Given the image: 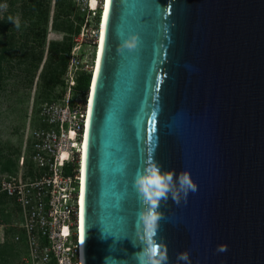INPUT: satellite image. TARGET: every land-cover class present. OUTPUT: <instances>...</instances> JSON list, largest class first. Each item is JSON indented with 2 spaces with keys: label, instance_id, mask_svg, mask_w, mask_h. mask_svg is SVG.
Instances as JSON below:
<instances>
[{
  "label": "water",
  "instance_id": "obj_1",
  "mask_svg": "<svg viewBox=\"0 0 264 264\" xmlns=\"http://www.w3.org/2000/svg\"><path fill=\"white\" fill-rule=\"evenodd\" d=\"M83 264H264V0H107Z\"/></svg>",
  "mask_w": 264,
  "mask_h": 264
},
{
  "label": "built area",
  "instance_id": "obj_2",
  "mask_svg": "<svg viewBox=\"0 0 264 264\" xmlns=\"http://www.w3.org/2000/svg\"><path fill=\"white\" fill-rule=\"evenodd\" d=\"M69 2L81 23L70 37L60 96L35 112L31 105L14 167L0 172V246L20 249L15 264H83L81 146L104 0ZM9 10L0 0V22ZM80 74L88 77L83 92L75 90Z\"/></svg>",
  "mask_w": 264,
  "mask_h": 264
},
{
  "label": "trees",
  "instance_id": "obj_3",
  "mask_svg": "<svg viewBox=\"0 0 264 264\" xmlns=\"http://www.w3.org/2000/svg\"><path fill=\"white\" fill-rule=\"evenodd\" d=\"M8 1L9 13L0 22V92H3L6 85L3 80L9 76L10 72L13 73L12 77L18 85L27 87L31 85L33 75L43 59L50 3V0ZM54 5L55 13L51 21V29L62 32L64 37L59 42L48 43L46 57L39 74V89L35 98L38 104L60 96V93L56 94L55 91L61 84L60 78L64 71L66 55L70 49V37L78 31L81 23V18L73 6L68 7L63 0H56ZM70 10H74L77 15L74 26L72 20L68 18ZM15 16H17V22H13ZM3 63H5L4 66H2ZM87 85L88 77L80 74L76 78L75 90L83 92ZM11 156L12 154L2 156L0 154V172H10L14 167L18 151L15 159L11 160ZM18 251L20 249L11 244L0 246V264H15Z\"/></svg>",
  "mask_w": 264,
  "mask_h": 264
},
{
  "label": "rangeland",
  "instance_id": "obj_4",
  "mask_svg": "<svg viewBox=\"0 0 264 264\" xmlns=\"http://www.w3.org/2000/svg\"><path fill=\"white\" fill-rule=\"evenodd\" d=\"M9 4V1L6 0ZM56 0H54L55 2ZM66 5L71 8L69 0H63ZM47 13L48 24L45 32V45L43 47V59L39 68L35 72L32 78L31 85L29 87L18 85L17 81L12 77L13 73L10 72L8 77H5V83L3 92H0V150L1 156L12 154L11 160L16 158V152L20 150L24 131L28 123L29 112L31 105L35 112L38 102L37 91L39 89V74L46 57V49L49 42H59L64 37L62 32L54 31L51 29V21L55 13V5H52V0L49 3V9ZM74 10L69 11L68 18L72 20L73 26L76 25ZM17 16L13 18V22H17ZM5 63L2 64L4 66ZM15 73V72H14Z\"/></svg>",
  "mask_w": 264,
  "mask_h": 264
},
{
  "label": "bare ground",
  "instance_id": "obj_5",
  "mask_svg": "<svg viewBox=\"0 0 264 264\" xmlns=\"http://www.w3.org/2000/svg\"><path fill=\"white\" fill-rule=\"evenodd\" d=\"M106 4L107 0H104L103 4V13L101 16L100 26H99V38H98V47L96 49L95 54V63H94V72H93V78H92V84L90 87V93H89V99H88V108H87V117L85 120V128H84V135H83V142H82V158H81V192H80V198H79V225L80 229L82 230V195H83V177H84V162H85V149H86V139H87V130H88V111H89V105H90V98H91V92L97 67V61H98V55H99V49H100V42H101V36H102V30H103V23H104V17H105V10H106ZM81 238V237H80Z\"/></svg>",
  "mask_w": 264,
  "mask_h": 264
},
{
  "label": "clouds",
  "instance_id": "obj_6",
  "mask_svg": "<svg viewBox=\"0 0 264 264\" xmlns=\"http://www.w3.org/2000/svg\"><path fill=\"white\" fill-rule=\"evenodd\" d=\"M51 27V26H50Z\"/></svg>",
  "mask_w": 264,
  "mask_h": 264
}]
</instances>
